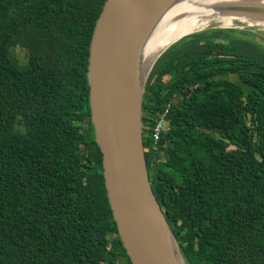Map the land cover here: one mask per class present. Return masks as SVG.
Here are the masks:
<instances>
[{"label":"trees","instance_id":"1","mask_svg":"<svg viewBox=\"0 0 264 264\" xmlns=\"http://www.w3.org/2000/svg\"><path fill=\"white\" fill-rule=\"evenodd\" d=\"M104 1L0 0V264H133L90 120ZM254 31L187 34L145 84L147 173L187 264H264V35Z\"/></svg>","mask_w":264,"mask_h":264},{"label":"water","instance_id":"2","mask_svg":"<svg viewBox=\"0 0 264 264\" xmlns=\"http://www.w3.org/2000/svg\"><path fill=\"white\" fill-rule=\"evenodd\" d=\"M166 1L105 0L89 45L86 75L90 120L102 153L108 200L121 241L133 264H187L147 173L142 101L153 65L169 46L187 34L218 27L261 28L259 24L226 18L210 20L190 30L158 53L135 97L137 51L149 25ZM255 8L252 9L255 14L262 13L261 9Z\"/></svg>","mask_w":264,"mask_h":264},{"label":"bare ground","instance_id":"3","mask_svg":"<svg viewBox=\"0 0 264 264\" xmlns=\"http://www.w3.org/2000/svg\"><path fill=\"white\" fill-rule=\"evenodd\" d=\"M255 6L262 10L261 14L252 11L257 9ZM226 18L259 24L264 29V0H167L149 25L137 51L135 97L150 65L167 44L210 20Z\"/></svg>","mask_w":264,"mask_h":264},{"label":"built area","instance_id":"4","mask_svg":"<svg viewBox=\"0 0 264 264\" xmlns=\"http://www.w3.org/2000/svg\"><path fill=\"white\" fill-rule=\"evenodd\" d=\"M165 113H166V111L163 113V115L161 116L159 122L157 123V125L154 128V132H153L154 142L157 141L159 133L162 130V127H163L162 126V124H163V116H164Z\"/></svg>","mask_w":264,"mask_h":264},{"label":"rangeland","instance_id":"5","mask_svg":"<svg viewBox=\"0 0 264 264\" xmlns=\"http://www.w3.org/2000/svg\"><path fill=\"white\" fill-rule=\"evenodd\" d=\"M255 33H259V34H262V35H264V30L263 29H261V28H259V29H255V31H254ZM258 35V34H257ZM259 36V35H258Z\"/></svg>","mask_w":264,"mask_h":264}]
</instances>
